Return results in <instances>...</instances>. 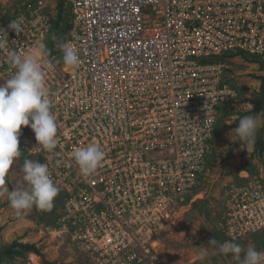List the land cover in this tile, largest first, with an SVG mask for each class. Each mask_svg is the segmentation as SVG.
Here are the masks:
<instances>
[{"label":"built area","instance_id":"obj_1","mask_svg":"<svg viewBox=\"0 0 264 264\" xmlns=\"http://www.w3.org/2000/svg\"><path fill=\"white\" fill-rule=\"evenodd\" d=\"M66 3L75 21L62 43L77 52L75 69L50 41L55 17L43 0L0 16L9 41L0 50V84L15 71L11 53L35 54L58 129V146L47 152L22 127L21 154L47 164L56 200L63 198L58 230L72 236L88 264H163L159 232L178 204L197 195L210 171L220 108L238 96L225 80L227 60L264 59V0ZM17 19L20 34L8 27ZM90 143L105 161L84 177L73 153ZM242 180L223 216L227 241L238 244L264 230V183Z\"/></svg>","mask_w":264,"mask_h":264},{"label":"rangeland","instance_id":"obj_2","mask_svg":"<svg viewBox=\"0 0 264 264\" xmlns=\"http://www.w3.org/2000/svg\"><path fill=\"white\" fill-rule=\"evenodd\" d=\"M28 1L0 0V16L15 15ZM43 1L57 21L60 0ZM64 1V19L60 21L59 28H54L50 37V41H58L57 44H61L74 28V14L66 0ZM242 57L229 62L227 82L234 88L240 86L236 90L240 92V101L245 104L241 106L242 108H237L238 114L251 107L255 112L253 116L260 114L261 126L257 134L262 135L264 134V96L260 84L262 81H259V78L264 77V70L261 68L264 59ZM234 72L239 74L229 77L230 73ZM260 98L261 104H258L256 101ZM251 104L252 106H249ZM224 142L219 150L218 147L214 148L209 164L210 171L206 173L197 195L192 196L191 200L178 204L172 211L170 220L164 223L165 226L159 232L157 251L161 263L239 264L231 254L225 256L216 247L208 245V242L210 239H217L221 243L225 241L223 216L227 209L230 190L242 184L241 176L245 181L246 173L257 176L264 183V161L253 146L249 148L245 144L242 145L239 140ZM236 144L240 147L238 153H234L232 147ZM26 159L40 163L38 157L21 154L6 181L9 191L26 186L21 172ZM59 211V209H55L54 212L42 211L34 206L17 216L16 211L10 207L7 195L0 196V245L6 247L18 241L35 245L41 253L40 256L29 252L25 256L5 260V264H88L86 256L78 252L72 236L62 235L59 232L57 225ZM239 244L245 249L252 246L258 252H263L264 230ZM31 254L36 255V258Z\"/></svg>","mask_w":264,"mask_h":264},{"label":"clouds","instance_id":"obj_3","mask_svg":"<svg viewBox=\"0 0 264 264\" xmlns=\"http://www.w3.org/2000/svg\"><path fill=\"white\" fill-rule=\"evenodd\" d=\"M8 27L17 34L22 32L18 19L11 20ZM8 44V33L0 27V50L6 49ZM59 47L63 53L64 65L70 69L78 68L81 61L74 48L68 43H62ZM40 55H45L43 48ZM7 59L15 71L4 79L5 83L0 84V196L6 194L10 207L20 216L34 206L42 211L50 210L60 191L50 176L47 164L31 159L24 160L21 169L26 186L11 191L6 187L13 165L21 157V128L31 127L38 145L47 152H52L58 146V129L45 87L44 72L37 56H22L13 52ZM46 63L51 66L50 62ZM207 123L208 119L205 125ZM260 126V114L243 116L239 119L238 127L232 129L228 136L251 147L256 142ZM73 159L80 173L84 177H90L105 161V152L95 143H90L86 147L77 148ZM208 245L216 247L225 256L231 254L239 264H264V252H258L252 246L245 249L238 243H221L217 239H210Z\"/></svg>","mask_w":264,"mask_h":264},{"label":"crops","instance_id":"obj_4","mask_svg":"<svg viewBox=\"0 0 264 264\" xmlns=\"http://www.w3.org/2000/svg\"><path fill=\"white\" fill-rule=\"evenodd\" d=\"M239 58H243V57L242 56H236V57H232V58L230 57V58H228L227 63H229L230 61L239 59ZM235 74L237 75L239 73L238 72H234L232 74L230 73L229 77H234ZM227 78H228V73H227V76L225 79L226 82H227ZM261 78L262 77L259 78V81H262ZM260 84H262V82ZM239 87L237 86L236 88H234V87L233 88L236 90ZM237 93H238V96L234 101H232L231 103L224 104L220 108V118H219V123H218L217 137H216L215 143H214L215 149H216V147H218V150H219V147L221 148L222 144H225L224 141H232L233 142V140L228 136V133H230L232 129L238 127V122H239L240 118H242L243 116H247V115L253 116L255 114V112L252 111L253 107H251V109L250 108L245 109L242 113H239V114L237 113L238 112L237 108H242L241 106L245 104V103H242L240 101L241 100L240 96H239L240 92L237 91ZM256 102L258 104L259 103L261 104L260 99H258ZM245 106H247V105H245ZM249 106H252V104ZM224 120H225V122L223 123ZM258 132H259V129H258ZM261 137H264V134H262V135L257 134V139L261 138ZM236 140H238V139H236ZM242 145H244V144L242 143ZM252 146L254 147L255 144ZM232 147H233L234 153H238V151L240 152V147L237 144L233 145ZM249 148H251V147H249ZM254 150H255V147H254ZM247 176H250V175L248 173H246V177ZM241 178H242V176H241Z\"/></svg>","mask_w":264,"mask_h":264},{"label":"trees","instance_id":"obj_5","mask_svg":"<svg viewBox=\"0 0 264 264\" xmlns=\"http://www.w3.org/2000/svg\"><path fill=\"white\" fill-rule=\"evenodd\" d=\"M64 5H65V1L60 0V2L58 4L59 14H58L57 21L56 20L54 21V24H55L54 28H59L60 21H62L64 19V17H63ZM57 42L58 41H55L54 43L57 44ZM55 44H52V46ZM261 68L264 70V65H261ZM261 80H262V87H261L262 96H264V77H262ZM260 101H261V98H260ZM254 147H255V151L259 153L261 159L264 161V137L256 139ZM62 203H63V198L61 195L55 201V203L53 204V207L50 209L51 212H54L55 209H59L60 211L58 213V217H59L61 210H62ZM0 231H1V229H0ZM224 239H225V241H227L226 236L224 237ZM29 252H32L34 254L41 256L40 250L37 249V247L35 245H32V244H23V243H19L18 241H15L14 243H12L11 245H8L6 247H2L0 245V264H5V260H8V259H15L18 256H25Z\"/></svg>","mask_w":264,"mask_h":264},{"label":"bare ground","instance_id":"obj_6","mask_svg":"<svg viewBox=\"0 0 264 264\" xmlns=\"http://www.w3.org/2000/svg\"><path fill=\"white\" fill-rule=\"evenodd\" d=\"M31 256H32L33 258H36V255H34V254H31Z\"/></svg>","mask_w":264,"mask_h":264}]
</instances>
